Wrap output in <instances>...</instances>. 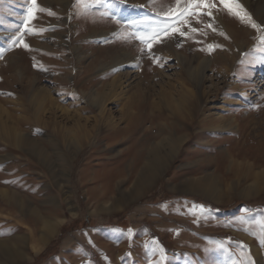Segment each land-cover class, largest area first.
<instances>
[{"label":"rangeland","instance_id":"374dc122","mask_svg":"<svg viewBox=\"0 0 264 264\" xmlns=\"http://www.w3.org/2000/svg\"><path fill=\"white\" fill-rule=\"evenodd\" d=\"M216 3L149 52L137 36L175 0H37L28 49L12 38L29 0H0V264H264V0H239L260 30ZM169 137L184 140L175 158L132 194ZM69 147L64 170L54 153Z\"/></svg>","mask_w":264,"mask_h":264},{"label":"bare ground","instance_id":"6f19581e","mask_svg":"<svg viewBox=\"0 0 264 264\" xmlns=\"http://www.w3.org/2000/svg\"><path fill=\"white\" fill-rule=\"evenodd\" d=\"M114 2H116V1H114ZM113 6H115V8H112L111 7L112 10L115 11L117 14H119V9L121 8V6H120V8H118V6H119L118 3L115 4V5H113ZM117 72H115V74ZM122 78L123 77H121V76L114 77V78H112V81L110 83H108L106 86H108V89L111 88V91H113L115 88L121 87L123 85V83L121 81ZM200 79H201L200 81H202V77ZM139 92H140V90H139ZM141 96L142 95H140L139 98H137V97L135 98V100H136L135 103L140 102ZM90 98L93 100V104H96L97 107H98L99 116H100L98 118H101L103 120L104 119L106 120V117H104V114H106L105 109H106V103L108 102V97L106 95L102 94V93H96L94 95H91ZM196 106H197L196 100H194L193 102H191L190 107H191V110L192 111H194L196 109ZM197 109H198V107H197ZM110 125H112L113 128H114L117 124L115 122V123H110ZM76 131H78V132L81 133V135H80V133L78 134L76 132L85 141H87L88 139H92L93 138V136L91 134H82L84 132V128H82L81 126L80 127L78 126V128L76 129ZM7 135L11 136L10 134H7ZM12 137H16V136L15 135H12L11 137H7V139H9L13 143H15L18 140V137H16V138H12ZM55 140H56L55 138H53L52 140H50V143L52 145V148L55 147L56 144H57V142H55ZM68 140H69V142L67 143L66 146H68L69 144H72L74 147H77V149H80L79 138L77 136L73 135V136L69 137ZM183 143H184V140L183 139L180 140V139L175 138V137L170 139V137H169V141L167 142L166 147H165L164 150H160L158 152H153V153L149 154V156L147 158V161L143 165V167H141V169H139L138 171L135 172V177L136 178H135V181L133 182V185H132V188H131L132 194H135V193H139V192L144 191L147 188V186L149 185V183L152 182L158 176V174L160 173V171L163 170L164 167L167 169L169 167L170 163L172 162V160L175 158L174 156L178 152V149L183 145ZM62 146L60 144L57 145L56 148H55V150L56 149H61ZM40 149H42V148H40ZM29 152H31V155L37 153L38 159H40V160L42 159V162H44L46 160V158H47L46 155L43 152H41L39 150L38 146H36V144L33 143L32 141H30V151ZM54 155L57 157V161H59V162L61 161V163H63L62 164V166H63L62 168L63 169L64 168L66 169V165L68 166L69 163L72 162V159H73V155L74 154H72L71 148L69 147L66 150V153H63L62 154L60 151L59 152L56 151L54 153ZM49 161L50 160H48V161L45 162V164L48 165L47 166V169H48V171H50L51 173H53V175H57L58 176V173H59V176H58V179L57 180H60V181H59V183L57 182L56 184H57V187L61 189V188H63L62 182L64 181V180H62V177L65 176V173H63L61 171H54V169H53V163L52 162H49ZM166 163H168L167 166H166ZM130 174H131V172H130ZM92 180H94V178ZM187 183H188V180L185 179L183 182L180 183V185L181 186L184 185V188H185L186 185H187ZM118 185H119V183H118ZM104 186L105 185H103L101 187L102 190L104 189ZM198 187H201L202 188V185L196 186V188H198ZM128 191H129V189H128ZM202 191L205 194L206 192H208V187H206L205 189H202ZM121 204H122V201L119 199V200H117L115 202V204L113 205V208L114 209H115V207L116 208H120L119 206Z\"/></svg>","mask_w":264,"mask_h":264},{"label":"snow or ice","instance_id":"6c2138e0","mask_svg":"<svg viewBox=\"0 0 264 264\" xmlns=\"http://www.w3.org/2000/svg\"><path fill=\"white\" fill-rule=\"evenodd\" d=\"M29 3L30 7H28L27 9L25 19L23 21V26L17 30V34L12 38L13 43H15L16 46H22L25 49H28L29 46L24 42L22 33H32L33 29L29 27V25L31 21L35 19V13L38 11H44V9H41L37 6V0H29ZM78 3H84V0H78ZM219 5L222 6V8L226 10L228 14L238 18L242 22H246L253 29H261V25L253 21L252 17L239 3V0H219ZM216 7V0H175V4L173 6H170L167 11L163 13H157V15H162L165 18V26L159 30L154 29L151 33L138 35L137 39L144 43L148 51L151 52L153 43L160 42L161 36H168L172 33H179L181 36L185 35V33L181 31L180 25H184V22L188 17L193 15L197 17L201 15H207L210 19H213L212 9ZM107 14L108 13H106V15ZM49 15H52V13L49 12ZM167 21H172V23H167ZM197 22H199V20H197ZM132 26L138 27L135 21L132 22ZM206 27L215 30L211 23L206 24ZM191 31L196 32L198 31V29L192 28ZM260 43L264 45V36L260 37ZM207 47L209 52H211L215 48L219 47V45L210 44ZM257 223L259 224L261 239L264 240V218H262Z\"/></svg>","mask_w":264,"mask_h":264}]
</instances>
